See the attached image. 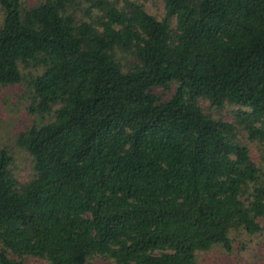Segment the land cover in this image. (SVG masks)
<instances>
[{"label": "trees", "instance_id": "obj_1", "mask_svg": "<svg viewBox=\"0 0 264 264\" xmlns=\"http://www.w3.org/2000/svg\"><path fill=\"white\" fill-rule=\"evenodd\" d=\"M161 2L0 0V88L34 116L26 181L0 147V264L244 259L264 234V0Z\"/></svg>", "mask_w": 264, "mask_h": 264}, {"label": "rangeland", "instance_id": "obj_2", "mask_svg": "<svg viewBox=\"0 0 264 264\" xmlns=\"http://www.w3.org/2000/svg\"><path fill=\"white\" fill-rule=\"evenodd\" d=\"M29 1L32 2L34 0ZM140 1L143 3L148 13L154 15L156 18H160L163 13L161 0ZM27 102L23 83L0 88V147H6L10 150L13 158L11 163L12 173L20 182L26 181L32 175L29 156L13 142L14 134L34 120V116L26 112ZM218 116H222L227 119V121H230L233 117V113L228 110V107H224L219 111ZM48 119H50V117H46L44 120ZM258 238L259 241L255 240L249 244L244 259L231 257L223 260L224 258L219 256L218 252L214 249L205 253L200 261H198V264H264V245L261 244L264 240V234ZM215 257H219V260L215 261ZM28 262L30 264H45L43 261L35 259H29ZM86 264L111 263L97 259L90 260Z\"/></svg>", "mask_w": 264, "mask_h": 264}]
</instances>
